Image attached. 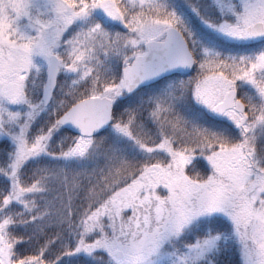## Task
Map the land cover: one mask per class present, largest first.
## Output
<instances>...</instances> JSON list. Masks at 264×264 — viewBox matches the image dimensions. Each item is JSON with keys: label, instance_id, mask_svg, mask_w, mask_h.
<instances>
[{"label": "snow or ice", "instance_id": "6c2138e0", "mask_svg": "<svg viewBox=\"0 0 264 264\" xmlns=\"http://www.w3.org/2000/svg\"><path fill=\"white\" fill-rule=\"evenodd\" d=\"M0 264H264V0H0Z\"/></svg>", "mask_w": 264, "mask_h": 264}]
</instances>
